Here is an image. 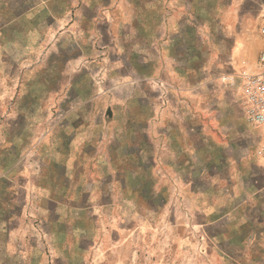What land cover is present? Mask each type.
Masks as SVG:
<instances>
[{
	"label": "rangeland",
	"instance_id": "374dc122",
	"mask_svg": "<svg viewBox=\"0 0 264 264\" xmlns=\"http://www.w3.org/2000/svg\"><path fill=\"white\" fill-rule=\"evenodd\" d=\"M216 15L0 0V264H264V143Z\"/></svg>",
	"mask_w": 264,
	"mask_h": 264
},
{
	"label": "crops",
	"instance_id": "0c3cea01",
	"mask_svg": "<svg viewBox=\"0 0 264 264\" xmlns=\"http://www.w3.org/2000/svg\"><path fill=\"white\" fill-rule=\"evenodd\" d=\"M214 6L217 15L211 21L218 30L212 45L220 71L255 67L264 50V0H214Z\"/></svg>",
	"mask_w": 264,
	"mask_h": 264
},
{
	"label": "built area",
	"instance_id": "2783aa9c",
	"mask_svg": "<svg viewBox=\"0 0 264 264\" xmlns=\"http://www.w3.org/2000/svg\"><path fill=\"white\" fill-rule=\"evenodd\" d=\"M218 79L230 88L240 85L244 118L264 137V50L260 52L255 67L244 66L238 71L225 72ZM263 151L260 149L259 153Z\"/></svg>",
	"mask_w": 264,
	"mask_h": 264
}]
</instances>
